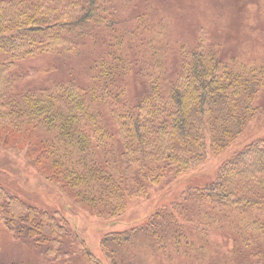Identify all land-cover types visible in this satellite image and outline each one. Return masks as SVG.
I'll list each match as a JSON object with an SVG mask.
<instances>
[{"label":"trees","instance_id":"16d2710c","mask_svg":"<svg viewBox=\"0 0 264 264\" xmlns=\"http://www.w3.org/2000/svg\"><path fill=\"white\" fill-rule=\"evenodd\" d=\"M185 1L0 0V146L110 218L264 120V56L225 57L208 42L210 2L183 34L172 22ZM46 57L74 76L30 63ZM0 222L46 264L78 254L101 264L57 211L2 184ZM100 249L108 264H264V137L236 149L210 182L107 232Z\"/></svg>","mask_w":264,"mask_h":264},{"label":"rangeland","instance_id":"374dc122","mask_svg":"<svg viewBox=\"0 0 264 264\" xmlns=\"http://www.w3.org/2000/svg\"><path fill=\"white\" fill-rule=\"evenodd\" d=\"M136 1L144 2V0ZM221 1H223L222 9H217ZM209 2L214 7H210V16L208 21L204 22L208 23L204 28V31H207L205 33L208 35L206 38L208 42L217 44L220 53L225 57L236 54L240 59L252 61L264 56V0H227V2L226 0H212V2L187 0L182 3L185 9L180 11V14L176 13L178 16H175L173 26L176 29L179 26L183 34L191 36L196 32L193 22L196 18L198 23L201 21L202 18L198 19V17L205 15ZM53 60L46 57L30 63L38 68L45 65L49 69L47 63L52 61L57 67L52 72V76L55 78L74 76L71 68L62 66L63 64L58 60ZM66 71L67 74H64ZM256 137H264V120L251 122L247 130L222 152L208 151L206 159L200 165L188 169L173 180L152 186L146 196L129 198L124 211L110 218L98 217L84 203L66 196L57 183L46 180L33 161L18 149L0 146V184L30 205L57 211L66 220L78 242L99 259L101 264H108L100 249L103 235L137 225L155 209L170 204L185 189L210 182L223 161L236 149ZM217 238L219 241H225L222 236ZM0 258L3 263L46 264L33 244L28 241H15L2 222H0ZM70 264L94 263H86L82 255L78 254Z\"/></svg>","mask_w":264,"mask_h":264}]
</instances>
